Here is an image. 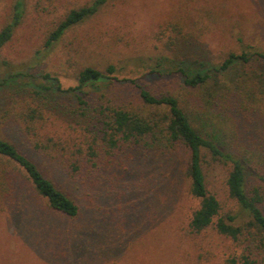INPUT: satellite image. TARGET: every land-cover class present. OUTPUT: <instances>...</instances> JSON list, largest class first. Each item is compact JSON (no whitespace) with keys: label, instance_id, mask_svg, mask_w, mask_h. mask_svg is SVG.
<instances>
[{"label":"rangeland","instance_id":"374dc122","mask_svg":"<svg viewBox=\"0 0 264 264\" xmlns=\"http://www.w3.org/2000/svg\"><path fill=\"white\" fill-rule=\"evenodd\" d=\"M14 1L0 0V28ZM91 1L24 0L21 21L0 48V80L15 76L0 87V136L31 155V141L46 146L44 170L79 208L67 217L30 194L0 206V264H232L243 252L242 241L213 228L200 234L188 229L197 200L183 176L184 150L129 143L103 146L92 161L86 153L101 101L135 108L139 85L191 102L181 78L169 72L176 63L207 68L231 52L264 53V0H108L45 48L59 20ZM161 57L167 59L163 74L151 73ZM108 65L115 68L112 79L84 88L87 116L73 113L64 100L35 101L31 84L49 86L44 74L66 89L76 85L82 68L104 71ZM26 105L42 110L35 136L13 122L12 114ZM203 168L221 212L236 210L225 186L229 166L208 162ZM252 255L264 264V248Z\"/></svg>","mask_w":264,"mask_h":264},{"label":"trees","instance_id":"16d2710c","mask_svg":"<svg viewBox=\"0 0 264 264\" xmlns=\"http://www.w3.org/2000/svg\"><path fill=\"white\" fill-rule=\"evenodd\" d=\"M107 1L92 0L69 10L49 32L44 47L50 48L68 29L96 15ZM23 11L24 0H15L9 21L0 28V48L10 40ZM166 60L161 57L156 63L158 68L150 72L162 75L161 67ZM187 64L180 61L169 72H176L181 78L192 105L169 93L152 94L139 85L135 87L140 105L135 108L101 101L96 108L95 131L87 146L88 161L96 158V150L103 146L114 150L129 143L184 150L183 176L189 196L197 200L188 229L200 234L213 228L235 242L242 241L243 252L238 260L230 259L231 263L257 264L252 254L264 248V53L231 52L219 65L207 68L203 64L200 68ZM114 72L113 65L104 71L84 67L76 75V85L66 89L60 87L57 78L44 74L42 79L50 85L32 83V94L40 103L58 104L64 100L63 104L72 107L73 113L87 116L89 105L84 88L105 83ZM13 78L0 80V87ZM122 81L136 84L135 80ZM12 115L13 122H20L25 134H38L35 124L43 118L38 105H26ZM222 120L230 122V128ZM31 142L34 155L0 136V206L13 205L20 197L30 194L44 200L54 211L67 217L77 216L79 208L74 200L44 170L42 157L46 146L38 140ZM208 162L229 166L225 186L236 210L221 212L219 201L209 192L203 168ZM71 165L77 169L73 162Z\"/></svg>","mask_w":264,"mask_h":264}]
</instances>
